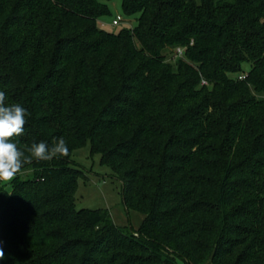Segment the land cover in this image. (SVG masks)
<instances>
[{
	"label": "trees",
	"instance_id": "trees-1",
	"mask_svg": "<svg viewBox=\"0 0 264 264\" xmlns=\"http://www.w3.org/2000/svg\"><path fill=\"white\" fill-rule=\"evenodd\" d=\"M122 10L136 24L112 32L99 0H0V91L30 113L13 142L69 149L0 183V264H264V0ZM88 142L138 231L77 208Z\"/></svg>",
	"mask_w": 264,
	"mask_h": 264
},
{
	"label": "rangeland",
	"instance_id": "rangeland-1",
	"mask_svg": "<svg viewBox=\"0 0 264 264\" xmlns=\"http://www.w3.org/2000/svg\"><path fill=\"white\" fill-rule=\"evenodd\" d=\"M108 5L110 14L99 20V26L107 31L118 32L124 27H132L136 24L133 18H127L122 10V0H99ZM123 17L119 25H113V20L118 16ZM172 57V55H171ZM243 72H248L252 62L246 61L242 65ZM72 165L82 169L86 179H80L76 193V206L78 209H107L112 215L114 223L125 231H138L144 220V215L136 210L129 209L124 203L123 182L115 174L113 169L103 163L100 153L92 150L91 142L75 150L72 154ZM32 175L30 168L20 173L21 178ZM1 185L11 192L13 180L10 182L0 181ZM205 264H213L211 261Z\"/></svg>",
	"mask_w": 264,
	"mask_h": 264
},
{
	"label": "clouds",
	"instance_id": "clouds-1",
	"mask_svg": "<svg viewBox=\"0 0 264 264\" xmlns=\"http://www.w3.org/2000/svg\"><path fill=\"white\" fill-rule=\"evenodd\" d=\"M5 100V93L0 91V181H12L22 167L33 160L50 161L69 154L66 141L60 137L51 146L45 142L33 143L26 148L28 155H25L13 142V137L23 134L26 116L30 113L19 104L6 105ZM3 258L4 252L0 249V259Z\"/></svg>",
	"mask_w": 264,
	"mask_h": 264
},
{
	"label": "built area",
	"instance_id": "built-area-1",
	"mask_svg": "<svg viewBox=\"0 0 264 264\" xmlns=\"http://www.w3.org/2000/svg\"><path fill=\"white\" fill-rule=\"evenodd\" d=\"M123 21V17L118 15L114 20H113V25H119ZM184 49L183 48H178L177 49V56H181L183 54ZM246 77V73L240 75V78L243 79ZM203 84H207L206 80H203Z\"/></svg>",
	"mask_w": 264,
	"mask_h": 264
}]
</instances>
